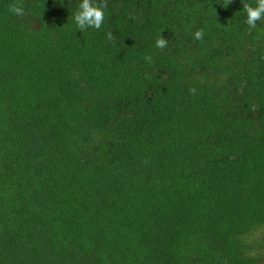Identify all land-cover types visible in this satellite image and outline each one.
<instances>
[{
    "label": "trees",
    "instance_id": "1",
    "mask_svg": "<svg viewBox=\"0 0 264 264\" xmlns=\"http://www.w3.org/2000/svg\"><path fill=\"white\" fill-rule=\"evenodd\" d=\"M78 3L0 0V264H261L264 20L107 0L81 32Z\"/></svg>",
    "mask_w": 264,
    "mask_h": 264
},
{
    "label": "clouds",
    "instance_id": "2",
    "mask_svg": "<svg viewBox=\"0 0 264 264\" xmlns=\"http://www.w3.org/2000/svg\"><path fill=\"white\" fill-rule=\"evenodd\" d=\"M232 0H225L226 5L230 4ZM243 2V12L246 14L245 22L250 29H254L257 26V22L264 20V0H254L249 2V0H242ZM107 7V0H79L77 10L73 13V18L76 27L82 32L88 28H94L99 30L104 23V8ZM10 10L13 14L18 17H23L25 15V8L22 3H13L10 5ZM203 30L199 29L194 33V38L197 40L202 39ZM107 39L113 41L114 37L112 33L107 34ZM167 40L160 35L156 39L155 44L157 48L163 49L167 47ZM148 62H152L150 56L144 57ZM190 93L195 95L196 89L191 88Z\"/></svg>",
    "mask_w": 264,
    "mask_h": 264
},
{
    "label": "rangeland",
    "instance_id": "3",
    "mask_svg": "<svg viewBox=\"0 0 264 264\" xmlns=\"http://www.w3.org/2000/svg\"><path fill=\"white\" fill-rule=\"evenodd\" d=\"M251 239L253 242H264V227L260 228L255 234H253ZM254 253H255V256L263 259L261 264H264V250L253 251L252 254Z\"/></svg>",
    "mask_w": 264,
    "mask_h": 264
}]
</instances>
